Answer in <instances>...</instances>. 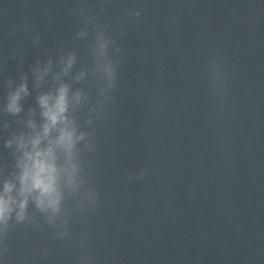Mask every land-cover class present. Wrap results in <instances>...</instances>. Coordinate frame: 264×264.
<instances>
[{
    "label": "water",
    "instance_id": "1",
    "mask_svg": "<svg viewBox=\"0 0 264 264\" xmlns=\"http://www.w3.org/2000/svg\"><path fill=\"white\" fill-rule=\"evenodd\" d=\"M136 7L141 16L127 15ZM82 9L122 49L113 99L90 128L97 150L84 155L97 200L84 212L66 202L68 238L30 209L35 224L12 226L5 264H264V3L0 0V102L9 80L27 76L32 87L38 62L58 65L71 51L73 72L91 65L94 27L77 36ZM95 83L84 85L93 100ZM24 115L0 112L5 174L12 157L2 141Z\"/></svg>",
    "mask_w": 264,
    "mask_h": 264
},
{
    "label": "clouds",
    "instance_id": "2",
    "mask_svg": "<svg viewBox=\"0 0 264 264\" xmlns=\"http://www.w3.org/2000/svg\"><path fill=\"white\" fill-rule=\"evenodd\" d=\"M264 3V0H261ZM142 7L129 10L127 15L139 17ZM86 27L77 36L87 37V25L92 24V63L73 72L77 63L75 52L62 53L58 65L49 59L33 68V83L27 76L19 82L8 81L9 90L0 102V112L24 117L18 127L3 139L4 148L11 150L12 170L0 171V264H5V238L12 226L35 224L30 209H35L45 224L55 230L58 238H68L69 218L66 202L76 201L79 211L94 207L97 192L90 186L84 172V155L97 150L90 130L96 116L113 97L116 87L117 63L114 59L122 49L109 34L108 26L82 9ZM123 27L121 31L123 32ZM11 34V33H10ZM213 91L218 97L227 93L223 63L214 58ZM95 77V99L84 86ZM38 89L35 105L25 112L23 101ZM87 109L83 119L82 111ZM3 127H9L4 124ZM141 171L137 179L142 178ZM86 237H82L84 239Z\"/></svg>",
    "mask_w": 264,
    "mask_h": 264
}]
</instances>
